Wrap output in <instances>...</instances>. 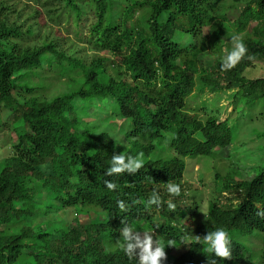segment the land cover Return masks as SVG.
Masks as SVG:
<instances>
[{"label": "trees", "instance_id": "obj_1", "mask_svg": "<svg viewBox=\"0 0 264 264\" xmlns=\"http://www.w3.org/2000/svg\"><path fill=\"white\" fill-rule=\"evenodd\" d=\"M59 1L76 28L92 12L86 40L104 54L84 63L53 41L23 47L14 40L22 33L0 20V112L14 134L0 168V264H139L140 250L121 246L126 225L165 245L161 264H264V148L250 179H219L217 194L235 193L236 205L209 202L202 226L195 202L181 206L185 158L229 155L233 115L264 100V77L244 75L264 61V0L246 1L234 20L227 8L242 0ZM233 33L246 52L229 61ZM49 71L74 87L38 97L37 80ZM205 89L232 92L225 119L194 100ZM114 154H142L144 166L108 176ZM154 192L159 205L148 204ZM71 208L76 217L66 223L58 213ZM180 212L189 213L186 232L171 224ZM217 228L229 234L231 259L204 251L203 237ZM255 231L263 234L258 253L230 236Z\"/></svg>", "mask_w": 264, "mask_h": 264}, {"label": "rangeland", "instance_id": "obj_2", "mask_svg": "<svg viewBox=\"0 0 264 264\" xmlns=\"http://www.w3.org/2000/svg\"><path fill=\"white\" fill-rule=\"evenodd\" d=\"M246 1L248 0L237 3L236 8H227V17L230 20L236 19ZM226 3L230 4L231 1ZM62 6L63 4L59 0H0V20H5L8 26H14L22 33L21 38L14 40L23 47L40 45L44 41H53L65 54L84 63L90 62L95 57L103 56L104 53L94 51L86 40V27L93 18L92 12L85 9L82 16L83 21L76 28L71 20V15L69 16L71 19L68 21V13H60ZM76 29H79L80 34H75ZM27 30H30V33H27ZM227 30L232 31L231 28H227ZM204 32L206 33L207 29H204ZM233 37L239 40V34L233 33ZM225 43L229 48L236 46L231 37L226 38ZM244 75L249 79L264 77V61H255L253 66L245 69ZM37 81L42 89L35 94L45 99L67 92L72 86L74 87L73 82L67 76H58L50 71L46 77H41ZM231 97V91L222 90L220 93H215L205 89L202 95L195 96L194 100L197 103L200 100L204 101L208 107L217 111L220 119H225L232 110ZM262 102L264 100L254 103L244 112L233 115L234 145L229 150V155L228 152L218 151L217 159L204 156L185 158L183 179L186 197L181 206L184 203L187 205L194 202L198 205V216L195 218L196 226H202L205 222L209 202L217 200L226 202V199L232 196L228 193L217 194V188H221L225 183V181L219 180L220 178L226 176L232 179L231 183H233L237 179L248 180L252 177V168L257 166L261 150L264 148L262 134L264 120L260 117L257 118V111L260 108L257 106ZM260 109L264 112V107L261 106ZM3 113L0 112V168L3 159L12 154L14 140V134L7 122L6 125L3 124ZM165 151L168 152L169 149L167 148ZM232 198L237 200L235 193ZM75 211L74 208H71L59 212L58 215L66 223H70L76 217ZM158 218L159 216L156 215L154 220L156 221ZM186 218L187 216H178L173 221L183 224ZM183 227L185 226L183 225ZM193 229L194 227H190V231ZM230 236L237 241L245 239L246 245L256 253L259 252L263 239V234L259 231L248 236L236 234H230ZM172 254L178 256L180 251L173 250Z\"/></svg>", "mask_w": 264, "mask_h": 264}, {"label": "clouds", "instance_id": "obj_3", "mask_svg": "<svg viewBox=\"0 0 264 264\" xmlns=\"http://www.w3.org/2000/svg\"><path fill=\"white\" fill-rule=\"evenodd\" d=\"M233 40L235 41L236 46L233 48V50L229 53L227 57L229 61H231L233 58L239 59L243 57V55L246 52L245 45L242 42H240L238 38L233 37ZM143 166H144V163L142 159V154H139L137 156L129 155L127 157L121 154H114L111 159V164L109 168L107 169L106 175L112 176L114 174H119V173H124V172L136 173ZM183 182H184V179H183ZM105 185L109 190H114L116 188V184L108 180H105ZM167 189L169 193H172L175 195H179L180 193L179 185L168 184ZM185 192L186 191H184V193ZM232 196L226 199V202L220 201V203H224V204L228 203V204L236 205L237 200L235 201L232 198ZM229 199H231V203L228 202ZM118 204L121 209L124 208L123 202H118ZM148 204L159 205L160 204L159 195L154 192L153 195L149 198ZM168 207L170 209H174L175 206L169 202ZM178 216L180 217L187 216V218L185 219L183 224H179L174 221L171 224L175 228H178L181 231H184L188 227L187 222L189 220V213L184 214L180 212ZM183 225L185 227H183ZM120 231H121V239H122L121 246L124 251H126L129 254H133V253L136 254V249L140 250L139 251V264H161L162 260L166 257L165 245L161 244L158 241H154L150 235L146 233L141 235L139 232H136L131 226H127V225L124 228H122ZM151 232L153 233V231ZM203 240L206 245V247L204 248L205 252L214 253L215 257H219L225 260L231 259L230 237H229L228 232L225 231L223 228H217L213 231H208L207 234L203 237ZM170 245H173L171 241L167 243V246H170ZM173 250H179V249L174 248ZM172 251H171V255L174 256L172 254ZM179 251L181 254V250ZM174 257H177V256H174ZM208 264H217V261L215 259H212L208 261Z\"/></svg>", "mask_w": 264, "mask_h": 264}]
</instances>
